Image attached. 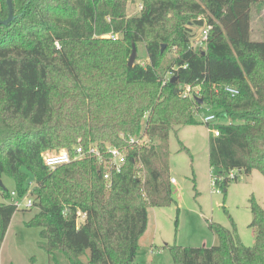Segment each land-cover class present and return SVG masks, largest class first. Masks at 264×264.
<instances>
[{
    "label": "trees",
    "instance_id": "trees-1",
    "mask_svg": "<svg viewBox=\"0 0 264 264\" xmlns=\"http://www.w3.org/2000/svg\"><path fill=\"white\" fill-rule=\"evenodd\" d=\"M11 1L13 19L0 24V178L15 181L18 197L29 191L33 198L38 211L26 225L39 227L49 264L133 263L147 209L176 203L169 131L202 122L196 111L215 115L205 124L216 186L226 191L237 179L229 176L235 169L264 176V28L260 40L250 38L264 0ZM129 1L141 5L138 15L127 14ZM7 15L0 0V20ZM204 21L212 26L207 46L195 51L190 26ZM109 32L118 37H106ZM139 42L148 61L128 66L132 44L137 49ZM171 47L176 56L165 60ZM165 71L171 76L163 82ZM181 84L197 86L202 103L197 94L181 96ZM141 132L147 144L126 142ZM78 143L126 148L122 171L106 184L92 157L54 170L43 164L46 148ZM0 187L9 199L1 181ZM249 205L252 246L242 243L229 216L230 228L208 224L214 245H167L174 264H264V206L253 196ZM16 210L0 202V246Z\"/></svg>",
    "mask_w": 264,
    "mask_h": 264
},
{
    "label": "rangeland",
    "instance_id": "rangeland-1",
    "mask_svg": "<svg viewBox=\"0 0 264 264\" xmlns=\"http://www.w3.org/2000/svg\"><path fill=\"white\" fill-rule=\"evenodd\" d=\"M138 4L133 1L127 3L126 12L129 16L138 15ZM254 13L250 38L260 40L261 30L264 28V8L260 13ZM192 28L198 33V26L192 25L191 30ZM174 56L176 47L165 50V60ZM147 61L145 46L143 42H139L135 62L144 65ZM170 76V71H165L163 82ZM197 95L201 98V93ZM208 137L209 128L202 122L174 126L169 131L168 162L170 177L175 180L171 183V190L176 203L147 209V226L139 238L132 264H174L167 245H214L217 237L208 224L217 222L230 228L229 216L236 224L242 243L246 246L254 244V229L249 226L252 219L249 198L253 196L259 205L264 206V176L256 169L250 173L235 169L233 173L237 174V179L229 182L226 191L214 185L208 161ZM66 149L72 150L63 146L46 148L41 153V158L42 155ZM0 181L7 191L16 189L15 181L8 175L2 174ZM26 183L29 184V190L34 186L30 172ZM2 201L8 202V199L2 197L0 187V202ZM37 211L38 208L32 205L30 208H18L14 212L0 246V264H49L48 255L39 245V227L26 225ZM82 220L83 215L80 214L77 222Z\"/></svg>",
    "mask_w": 264,
    "mask_h": 264
},
{
    "label": "built area",
    "instance_id": "built-area-1",
    "mask_svg": "<svg viewBox=\"0 0 264 264\" xmlns=\"http://www.w3.org/2000/svg\"><path fill=\"white\" fill-rule=\"evenodd\" d=\"M140 9L141 5L138 4V10L140 11ZM198 27V33L192 28L190 36V45L195 51L204 50L206 48L209 32L212 28V26L206 22ZM105 36L115 39L118 37V34L109 32L105 34ZM223 87L225 91L230 92L231 94L237 93V89L232 85H225ZM179 93L183 97L193 98V96L198 93V87L181 84L179 85ZM196 114L204 123H213L215 121V115L211 112L203 110L196 111ZM211 133L217 136L219 130L217 128H212ZM121 137H123L122 134ZM126 142L130 146H142L148 143V139L141 132L139 135L128 136ZM127 155L128 150L126 148L118 147L109 143H105L104 146H100L97 143H90L86 147L78 143L72 147L71 151L66 149L56 153L42 155V162L49 169H55L77 159L92 157L96 162L98 170L106 181V184H108L114 174L122 171L127 160ZM234 175L235 173H233V171L229 174L230 177H233ZM170 181L171 183L175 182L173 177H171ZM212 182L214 184V178H212ZM23 199H25L24 202ZM8 202L13 204L17 209L21 207L30 208L33 205V199L31 198L29 191L23 197H18L15 190L10 191Z\"/></svg>",
    "mask_w": 264,
    "mask_h": 264
},
{
    "label": "water",
    "instance_id": "water-1",
    "mask_svg": "<svg viewBox=\"0 0 264 264\" xmlns=\"http://www.w3.org/2000/svg\"><path fill=\"white\" fill-rule=\"evenodd\" d=\"M7 3V7H8V15L5 19L0 20V24H5L8 23L9 21H11L13 19V6H12V1L11 0H6ZM164 47V46H162ZM135 58H136V47L135 44H132V48H131V53L129 55L128 61H127V65L131 66L133 65V63L135 62ZM171 82L174 81V76L171 77L170 79ZM199 103H202L201 98L198 99Z\"/></svg>",
    "mask_w": 264,
    "mask_h": 264
}]
</instances>
